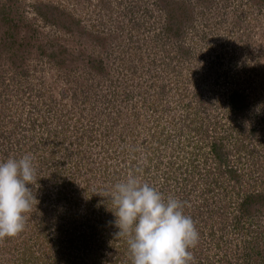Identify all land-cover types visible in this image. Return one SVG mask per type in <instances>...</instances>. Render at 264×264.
Here are the masks:
<instances>
[{"label":"rangeland","instance_id":"1","mask_svg":"<svg viewBox=\"0 0 264 264\" xmlns=\"http://www.w3.org/2000/svg\"><path fill=\"white\" fill-rule=\"evenodd\" d=\"M185 1L188 10L177 26L167 20L165 0H0V162L29 155L36 169L26 226L16 237L0 239V264H27L26 250L47 256L87 251L77 237L73 245L67 242L74 229L80 235L96 225L103 199L115 211L109 194L129 175L159 191L165 187L167 173L175 175L167 163L178 152H191H183L179 141L195 123L210 124L215 139L238 127L235 138L246 135L243 158L249 150L262 161L264 0ZM232 90L243 93L237 110L228 103ZM218 120L225 125L220 131L213 126ZM190 136L204 151L207 141L199 133ZM149 156L154 171L145 168ZM79 160L74 178L69 169ZM105 163L117 174L99 176ZM187 199L184 212L199 233L192 264H247L248 247H264V238L250 240L264 233L256 228L264 227V204L243 233L234 223L237 203L213 204L231 214L208 226L200 221V206L193 209L194 197ZM113 232L108 228L116 245L101 236L91 245L97 263L112 264L117 253V264H132L129 248Z\"/></svg>","mask_w":264,"mask_h":264},{"label":"trees","instance_id":"2","mask_svg":"<svg viewBox=\"0 0 264 264\" xmlns=\"http://www.w3.org/2000/svg\"><path fill=\"white\" fill-rule=\"evenodd\" d=\"M165 2L169 8V15L167 20L170 24L174 23L178 26L180 24L179 21H181V17H184L187 13L188 4L185 0L179 2L177 0H165ZM242 96L243 93L238 90H232L229 92L228 103L229 106L232 105L231 109L235 110L236 108L237 110L241 108L242 104L240 103H242L241 101L243 100ZM237 117L238 116L235 115L232 122H235V120L237 121ZM204 124L205 122H199L198 124L195 123L193 129L189 128V131L185 133L183 132L186 136H184L183 134L182 136H180L181 140L179 141V148H181L183 152H187L189 151V148H191V152L187 156L188 158H190V160H188L187 157H184L178 152L177 156L179 155V157L167 163L169 167H172L175 175L171 177V174L167 173L166 179H168V181L164 183L165 187H163L160 191L163 193L165 198L169 197L172 194L174 195L173 197L177 196L176 199H179L182 202L187 201V198L194 197V201L196 202L197 206H195L193 209L195 210L196 207L200 206V209H196L197 211L199 210L198 214L200 217H202L200 221L203 224L204 221H206L208 223V226V220L212 218L213 220H215L217 216H221L224 218L223 220H227L225 215L228 210L221 209L222 207L214 209L213 204L218 202H223V204L225 205H227V203L230 204L231 202L237 203L238 207L234 209L237 212L233 217L235 221L234 223H236L238 225V228L244 233L247 230V222H250L252 217H256L255 215L256 213H258V211H260V209L262 210V208L259 207V204H264V180L262 178V176L264 177V156L261 154L262 161L259 162L258 159L254 158L255 153L253 151L248 153L249 150H247L248 158H243L244 156H246L242 152L247 148L245 141L246 135H239V139L235 138L236 131H239L238 127L234 128L229 126L228 128H225L224 130H227V132L225 134L220 133L221 135H216L217 139H215L214 137H211V125L208 124V126L206 127ZM223 124L224 123L219 120L216 121L215 123H213L214 129L217 128L219 131L222 130V127L225 126H223ZM191 125L193 126V122H191ZM86 130L87 129H83L85 134L87 133ZM190 133L193 135L199 133L201 139L207 141V146L206 144L204 145V151L201 149L202 146L191 144L193 138H191L192 136H190ZM111 143L113 142L110 141V144ZM136 145L137 144H134L130 149V151L132 152L130 154L132 163L135 162V160L137 161L138 152ZM207 147L208 150H206ZM55 153L56 151H51L50 155H54ZM108 154L113 155L114 153L113 151H108ZM148 160L150 167L148 166L145 168L149 171H154L152 170L150 165L152 162H154V157L149 156ZM250 160L254 164L250 166L248 164L247 166L246 163H250ZM81 162L82 160H79L78 163L75 162V164H73L72 162L71 164L69 170H72V175L74 178L79 170L78 168H80L79 163ZM202 166H204V169L202 168ZM109 167L110 166H107L106 163L103 167H100L99 176L104 175L108 172L109 173L106 174V177H108L109 174L110 176H113L112 174H117L116 172L112 173L110 170H108ZM255 170L258 171L259 174H261V176L257 180L253 175L255 173ZM89 172L90 179L94 178L90 170ZM179 177L181 179H179ZM97 180L98 179L96 178V181ZM251 181H254L253 184L251 183ZM85 192H88V190H85L84 193ZM178 192H180L181 196L178 194ZM32 195L34 196L33 193ZM98 197L99 196H96L97 199ZM101 202L102 205L100 209L102 210V212L101 216H99L100 220L97 221L96 225L93 223L89 224L88 226H86L88 230L82 229L81 231H79L80 235H77L74 232V229L72 234L74 238H72L71 236L67 241L70 242L71 245H73L74 242H76L77 237L78 242L83 244L84 247H87V251L82 254H75L74 251L73 253L67 254L66 252H63V249H61L60 253L52 252L51 255L47 256L46 253H40L39 255H36V253H34L33 251L26 250L22 255L27 264H49L47 259L54 260L52 261L54 262L52 264H92V262H94V264H99L97 263L98 253L96 251V246L90 248L91 245L97 243V236H101L99 238L106 240V242L104 243H107L109 245H116L118 242L112 236H108L107 233L108 228L110 227L114 229L112 235L118 232V228L113 223L115 217L112 212L115 211L113 210V208H109L111 203L107 198L101 200ZM87 205L90 207L91 203L88 202ZM228 214L230 215L231 213L228 212ZM212 224L213 225L211 226L213 228V221ZM47 225L48 223H46L44 227H46ZM78 225H81V222H79ZM82 225L84 226L85 224ZM258 226L256 228L262 229L264 232V227ZM61 230L62 229H59L58 231L60 232V234L62 233ZM252 235L250 238L251 241H253V239H259L260 237L261 239L264 238V233H261V231L260 233L259 231H257L254 236ZM54 237H51V240H53V242H56L58 238ZM118 237L120 238L122 247L124 249L126 248L125 250H127L129 248L126 242L127 238L121 236ZM37 241L38 239H34V242ZM52 246H54V244ZM248 248L249 251L248 253H246L247 256L245 259V263L264 264V247L250 245ZM114 256L116 257L112 259L111 262L117 264V261L119 262L120 257L117 255V253H115Z\"/></svg>","mask_w":264,"mask_h":264},{"label":"clouds","instance_id":"3","mask_svg":"<svg viewBox=\"0 0 264 264\" xmlns=\"http://www.w3.org/2000/svg\"><path fill=\"white\" fill-rule=\"evenodd\" d=\"M34 183L31 156L0 162V239L14 238L24 230L36 199L30 187ZM109 198L115 206L116 235L127 238L132 264H192L190 249L198 244L199 233L182 201L165 198L135 174L116 183Z\"/></svg>","mask_w":264,"mask_h":264}]
</instances>
